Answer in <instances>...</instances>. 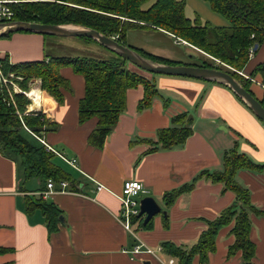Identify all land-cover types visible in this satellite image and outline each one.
<instances>
[{
	"label": "crops",
	"instance_id": "obj_1",
	"mask_svg": "<svg viewBox=\"0 0 264 264\" xmlns=\"http://www.w3.org/2000/svg\"><path fill=\"white\" fill-rule=\"evenodd\" d=\"M202 15L198 17L206 20L210 17L225 25L222 18L206 8ZM137 30L173 37L163 29ZM43 42L41 33L14 32L0 38V54H9L12 63L41 59ZM263 60L264 43L251 56L244 72L249 74ZM137 71L156 81L161 96L154 99L151 107L139 110L144 87L129 88L126 109L103 148H96L87 141L97 118L82 124L78 121V103L85 92L83 75L68 66L61 68L74 88L65 93L62 105L48 101L40 88V80L33 81L38 83L33 88L40 90L41 104L30 106V110L42 109L50 121L58 123V129L45 133L44 138L77 159V165L73 166L58 157L73 170L71 173L80 183L78 190L56 192L46 198L61 208L64 218L59 229L50 233L40 210L32 214L25 210V197L33 193L39 195L47 188L45 181L39 176L26 178L20 158L4 155L0 150V247L7 248L0 253V264H159L152 255H133L134 246L144 242L157 248L167 241L190 246L197 241L207 221L236 200L235 193L225 190L223 183L206 178H201L194 189L181 194L166 208L165 192L191 181L203 169H221L223 152L236 141L240 152L264 163V123L229 87L195 78L159 76L156 79L139 68ZM255 92L261 97L263 89L256 86ZM44 98L47 102H43ZM164 99H169L167 106ZM183 111L192 114L194 129L183 146L146 153L151 144H131V140L137 138L156 139L157 130L170 126L172 117ZM236 177L249 188L253 204L262 211H250V216L251 238L256 244L253 261L264 264V171L241 169ZM128 179L143 182L149 190L147 195L153 196L165 211L153 217L149 228H138L134 223V233L119 220L120 196ZM230 229L231 225L219 231L216 250L209 253L204 264H241L240 252L232 256L227 253L234 242ZM165 252L164 249L160 253L167 258ZM193 264H200L199 256L194 258Z\"/></svg>",
	"mask_w": 264,
	"mask_h": 264
},
{
	"label": "trees",
	"instance_id": "obj_2",
	"mask_svg": "<svg viewBox=\"0 0 264 264\" xmlns=\"http://www.w3.org/2000/svg\"><path fill=\"white\" fill-rule=\"evenodd\" d=\"M147 1L149 0H18L9 5L14 12V20L81 25L114 37L125 45H129L127 33L131 29H163L175 40L178 38L186 40L237 70H245L247 67L251 60L250 48L255 47L256 43L259 45L264 43V0H205L212 11L229 21L227 26H212L209 21L204 22L199 17L191 19L185 13V0H154L148 7H143ZM10 35L12 33L2 37ZM82 37L97 42L93 38ZM130 46L145 57L160 63L194 64L224 70V67L211 57L205 58L202 64L184 63ZM257 49H254V53ZM128 62L117 53L110 58L52 55L16 63L10 61L9 54H0L1 152L20 158L26 178L39 176L46 185L50 179L56 183L67 180L71 188L78 190L80 182L54 161L58 156L47 150L35 136L42 137L49 131L57 130L58 123L50 121L42 109L29 110L31 98L22 91H16L13 84L28 92L30 81L40 79L41 88L47 92L48 101L54 100L62 105L65 102V93L73 91V88L68 78L61 73V68L68 66L75 73L83 75L85 92L78 103V121L82 124L93 117L97 118V124L88 135L87 141L96 148H103L107 136L126 109L129 88L138 85L144 87V96L138 102L139 110L151 107L154 99L161 96L156 81L131 69L127 65ZM225 70L264 105V60L254 66L248 74L249 78L237 70L228 68ZM11 73L14 76H11ZM4 77L8 78L9 82H4ZM253 83L263 89L261 97L252 89ZM238 98L242 101L240 97ZM168 102L169 99H164L166 106ZM192 123L193 117H190V112L183 111L172 117L170 126L157 130L156 139L137 138L131 140V144L136 142L151 144L146 153L183 146L194 132ZM237 146L236 141L232 148L223 152L221 169H203L191 181L163 195L164 206L169 207L181 194L194 189L201 178H206L212 182L223 183L224 189L233 191L236 196L235 202L223 209L214 219L207 221V226L192 245H177L168 241L163 243L166 253L176 258L175 264H193L196 256H199L200 264L206 263L209 253L216 250L219 231L230 225L234 242L228 247V255L240 252L241 264H255L253 258L256 244L251 238L250 211L257 213L262 211L253 204L249 188L240 183L236 175L241 169L262 172L264 163L254 161L246 153L240 152ZM25 202L28 214L37 210L43 213L50 233L59 229L63 211L54 201L33 193L25 197ZM152 220L153 218L144 224V218L137 214L132 216L131 222L136 223L138 228H149ZM6 250L7 248L0 247V253Z\"/></svg>",
	"mask_w": 264,
	"mask_h": 264
},
{
	"label": "water",
	"instance_id": "obj_3",
	"mask_svg": "<svg viewBox=\"0 0 264 264\" xmlns=\"http://www.w3.org/2000/svg\"><path fill=\"white\" fill-rule=\"evenodd\" d=\"M17 31H31L60 36H87L93 38L98 43L114 51L118 55L123 56L130 63L144 71L213 81L226 85L233 90V92L240 97L253 113L264 123V105L252 92L244 87L239 80L226 70L194 64L160 63L145 57L130 45H125L114 37L107 36L96 29L81 25L45 24L25 20L0 22V37ZM258 46L259 44L256 43L254 48L257 49ZM190 117H192V114H190ZM140 203L141 209L138 215L144 218V224H147L156 214L162 211L161 205L153 196L142 197ZM162 212L165 213V211ZM63 219V216H61V220ZM147 263L149 264V262Z\"/></svg>",
	"mask_w": 264,
	"mask_h": 264
},
{
	"label": "rangeland",
	"instance_id": "obj_4",
	"mask_svg": "<svg viewBox=\"0 0 264 264\" xmlns=\"http://www.w3.org/2000/svg\"><path fill=\"white\" fill-rule=\"evenodd\" d=\"M154 0L147 1L143 7H148ZM186 1L185 5V13L188 15V17L196 18L198 17V14L202 15V13H205V8L212 12L213 14H216L220 18H222L225 21V25H229V21L221 16L220 14L212 11L210 8L208 2L205 0H197V3H193L192 1ZM203 16V15H202ZM204 17V16H203ZM212 26H222V24H218L214 22L212 18H207ZM202 21H208L206 19L201 18ZM155 30V29H150ZM17 32H31V31H17ZM13 34V33H12ZM147 34V35H146ZM44 42H43V56L41 59L47 57V56H91V57H98V58H110L115 53L111 51L110 49H107L106 47L102 46L101 44L94 42V41H88L82 36H60V35H47L43 34ZM5 38V37H0ZM127 43L129 45H133L137 48L144 49L145 51H148L154 55L163 56L175 61H181L184 63H197L202 64L205 58L211 57L215 60L216 63L223 66L224 70L225 68H228L230 70H237L233 66L221 61L220 59H217L213 56H210L208 53L203 51L202 49L188 43H184L181 38H178L175 40L174 37H162L161 34L155 33L154 31H149V33H144L141 30L137 29H131L127 33ZM211 39L212 36H211ZM180 42L178 43V41ZM177 41V42H176ZM186 41V40H185ZM178 43V44H177ZM254 52L252 53V55ZM251 53L249 51V56L251 58ZM178 59V60H177ZM127 65L129 67H132L134 70H138V68L128 62ZM142 70V69H140ZM144 71V70H142ZM238 72H244V70H237ZM147 74L152 75V78L158 79L159 76L164 77H170V78H182L181 76H175V75H166V74H158V73H151L148 71H144ZM11 76H14L13 73L10 74ZM243 75V74H242ZM247 75V76H245ZM246 78H249V75L245 73ZM19 79H22L21 76H18ZM189 78V77H184ZM253 79V78H252ZM35 80L40 79H33L30 81V90L37 86V82H33ZM254 80V79H253ZM13 86L19 90V87L14 83ZM258 86L256 83H253L251 85L252 89L255 90V87ZM40 88H41V80H40ZM73 88V87H72ZM42 89V88H41ZM74 89V88H73ZM43 90V89H42ZM45 91V90H44ZM46 93V99H47V92ZM46 101L45 98L43 99V102ZM47 102V101H46ZM34 101L30 104V106H34ZM40 104H41V96H40ZM29 106V105H28ZM33 108V107H32ZM30 110V108L28 107ZM31 138V137H29ZM36 138V137H35ZM39 142H41L38 138H36ZM31 140H33L31 138ZM42 143V142H41ZM54 161L62 166L66 171L73 172V170L68 167L62 160L58 159V157L54 158ZM166 253V252H165ZM167 254V253H166ZM168 255V254H167ZM169 256V255H168Z\"/></svg>",
	"mask_w": 264,
	"mask_h": 264
},
{
	"label": "built area",
	"instance_id": "obj_5",
	"mask_svg": "<svg viewBox=\"0 0 264 264\" xmlns=\"http://www.w3.org/2000/svg\"><path fill=\"white\" fill-rule=\"evenodd\" d=\"M18 0H0V22H8L12 21L14 12L9 5L12 2H16ZM182 40V39H180ZM178 41V43L180 42ZM184 43H187L185 40H182ZM254 47L250 48V53L254 52ZM240 73V72H239ZM241 74L245 75V73L241 72ZM247 76V75H245ZM4 82H9L8 78H3ZM15 90H18L14 87ZM29 98H31L32 101L33 98L27 93V91H23ZM32 106V105H31ZM30 108V105H29ZM29 130V129H28ZM41 142L44 144L47 148V150L53 151L58 157H60L65 162L76 166L77 165V159L75 157H70L64 152L58 150L57 148L50 145L44 138V135L42 137H39L35 135ZM70 182L67 180H62L58 183L53 181L52 179L48 180L47 182V188L43 191L39 192V195H41L44 198L49 197L53 193L56 192H73L74 189L71 188ZM99 187H101L99 185ZM149 190L145 186V184L139 180H133L128 179L125 180L123 184V190L122 194L120 196L121 202H122V210L119 214V220L122 222L123 226L129 231L134 233L133 231V224L131 222L132 216L139 214L140 212V199L144 196H148ZM163 246H159L157 248H152L145 244L144 242H140L137 245L134 246V249L132 250L133 255H137L140 253H146L149 255H152L156 260L159 262V264H175L176 258L174 256H168L167 258H164L161 256L160 252L164 251Z\"/></svg>",
	"mask_w": 264,
	"mask_h": 264
},
{
	"label": "bare ground",
	"instance_id": "obj_6",
	"mask_svg": "<svg viewBox=\"0 0 264 264\" xmlns=\"http://www.w3.org/2000/svg\"><path fill=\"white\" fill-rule=\"evenodd\" d=\"M37 87V86H36ZM34 100L36 105L40 104V90L38 88H32L27 92ZM35 105V106H36ZM33 107V106H32ZM39 107V106H38Z\"/></svg>",
	"mask_w": 264,
	"mask_h": 264
}]
</instances>
